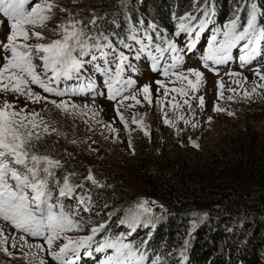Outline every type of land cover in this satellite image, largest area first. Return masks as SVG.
Wrapping results in <instances>:
<instances>
[{"label": "rangeland", "instance_id": "374dc122", "mask_svg": "<svg viewBox=\"0 0 264 264\" xmlns=\"http://www.w3.org/2000/svg\"><path fill=\"white\" fill-rule=\"evenodd\" d=\"M255 1L233 2L228 14L226 12L223 17H219L220 9L216 0H210L213 12L211 20L214 18L215 25L207 26L195 48L185 50L187 37L184 34L180 37L174 36L177 18L186 13H193L198 19L205 18L202 13L195 11L193 0L188 1L169 27L156 20L150 14L151 11H146L136 4V0H54L57 7L53 9L55 16L48 22V29H53L58 23L73 18L82 21L79 27L85 28L92 35L103 32L119 50L129 56L130 63L135 67V71L128 69L124 74L125 78L130 77L135 83L132 88L124 91L122 96L134 95L136 99L123 100L122 103H119L120 96L114 100L108 99L107 87L102 84L103 77L98 74L93 77L94 90L88 91L85 87L83 92L75 95L68 93L64 96H55L44 93L38 86L32 85L33 92L47 96V101L33 102L26 95L0 92V105L8 101L16 110L24 108L27 113L37 112L49 126L50 134L44 136L38 148L41 153L61 161L64 167L57 172L58 177L62 180L64 175L75 173L71 177V182L84 183V188H77L72 197L61 198L65 211L71 215L76 209L83 207L86 215L90 214L88 205L80 204L78 199L81 196H88L93 197L97 205L102 206L98 211L104 212L86 218L85 221L76 219L81 226L80 229L62 232L61 238L54 242L52 251H59L60 246L67 242L63 239L64 236L73 241L78 240L80 237L90 235L92 227L106 225L111 219L122 225L118 230L119 236L128 239L138 226L154 224L153 221L163 217L167 210L174 206H170L162 197L148 191L138 175L139 169L154 161L160 153L164 152L169 156L176 153L179 157L189 159L191 163L201 159L202 164L208 167L238 164L242 160L237 153L238 147L232 140L234 137H244L246 141L253 133L257 141L260 137L262 139L260 143L264 142V86H262L264 80L256 74L257 71L264 74V39L256 45L250 44L249 49L243 48L246 41H242L232 49L231 59L226 63L213 64L208 61L209 67L203 66L206 41L217 29L226 24L223 18L228 17L227 22L233 19L237 7H241L245 11H241L239 15L244 16L246 21L248 8L255 5L256 12L258 10ZM35 2L36 0H29L26 7L30 10ZM203 5L204 0H199L197 7ZM60 7L67 11L61 12ZM94 18L95 25L91 23ZM244 21L241 20L242 25L246 23ZM9 25L10 21L0 13V42L7 41ZM116 27L119 28V33L113 29ZM133 27L140 30L138 34L141 37L147 30L153 36L154 43H160L158 37L161 36L175 40L181 49L182 57L181 65L175 71L184 72L186 75L188 69L200 71L203 76L198 90L189 89L187 96L171 91L165 95V88L169 90L174 87L187 88V82L175 81L174 77L162 74L165 62L171 63V53H164V59L160 60V68L155 71L152 68L153 62L146 53L140 60L134 58L139 45L127 40L129 30ZM111 30L112 34L109 32ZM257 30L264 31L258 19ZM43 34L45 40L32 39L28 43H48L58 38L49 30H43ZM122 39L132 45L133 51L119 44ZM253 46L257 49L253 58L242 65L240 56L245 55L243 54L245 50L250 52ZM153 54L158 55L155 51ZM5 55L10 53L0 51V65L4 63L2 57ZM36 63L39 64L40 61L37 60ZM36 70L41 71L39 67ZM189 79L194 81L195 77L189 76ZM157 81H161L162 84H157ZM217 82L223 87L218 88ZM86 84V79L62 80L59 85L53 86L79 88ZM143 86H149L150 99L144 98L145 94L141 91ZM200 97L204 100L203 107L200 106ZM53 100L57 103L67 102L68 111L57 108L51 103ZM184 100H188V104H185ZM174 104H179V107H173ZM73 105L75 107H72ZM217 107L222 111H215ZM165 120L171 123H165ZM52 129L55 131H51ZM196 154H201V158L194 157ZM180 163L176 162L178 165ZM89 170L100 186H94L84 180ZM231 182L235 187L231 186ZM226 183L233 197L242 195L251 208L264 207V185L248 181L235 183V180ZM150 189L153 190L151 187ZM55 195H58V192L54 193V197ZM192 206L200 217H206L210 209L196 204ZM133 216L135 223L134 227L130 228L129 223ZM0 229H2L0 264H40L41 260L44 264H58L49 254L43 238L31 237L3 220H0ZM188 229L190 230L191 226ZM101 237L102 232L95 237L91 247L81 248L78 260L69 254L75 264H100L106 254L97 253L94 249L101 243ZM35 245H44V250ZM188 245L189 242L185 238H180L174 248L163 255L164 262L161 264H179ZM111 252L112 250H109L107 254ZM145 256L148 259L144 264H151L155 255Z\"/></svg>", "mask_w": 264, "mask_h": 264}, {"label": "snow or ice", "instance_id": "6c2138e0", "mask_svg": "<svg viewBox=\"0 0 264 264\" xmlns=\"http://www.w3.org/2000/svg\"><path fill=\"white\" fill-rule=\"evenodd\" d=\"M28 4L29 0H0V13L10 21L7 41L0 42V51L10 53L2 57L4 63L0 65V92L26 95L33 102L47 101V96L33 92L31 86H38L44 93L55 96H64L68 93L75 95L83 92L85 87L88 91L94 90L93 77L98 74L103 77L102 84L107 87L108 99L114 100L120 96L119 103L123 100L136 99L134 95L122 96V93L132 88L135 83L130 77L125 78L124 74L128 69L135 71V67L130 63L129 56L119 50L109 37L103 32L96 35L90 34L85 28L79 27L82 21L73 18L58 23L53 29H48V22L55 16L53 9L57 7L54 0H36L30 10L26 7ZM198 4L199 0H193L195 11L202 13L205 18L198 19L193 13H186L177 18L174 36L180 37L184 34L187 37L185 50L196 47L213 15L210 0H204L203 6L197 7ZM60 11L67 10L60 7ZM241 11L245 9L237 7L234 18L208 37L206 53L203 56L205 68L209 67L208 61L213 64L226 63L231 59L232 49L242 41H246L243 48L249 49L250 44L256 45L264 39V31L257 30L255 5L246 10V23L243 25L239 15ZM91 23L95 25V18ZM43 30L51 31L58 38L48 43H28L32 39L45 40ZM139 31L133 27L127 36V40L139 45V48L135 50L134 58L140 60L146 53L153 62L152 68L155 71L160 68V60L164 59V53H171V63L165 62L162 74L174 77L175 81L187 82V88L174 87L170 90L165 88V95L171 91L187 96L189 89L198 90L203 76L200 71L188 69L187 75L184 72L175 71L182 62L181 49L177 42L161 36L158 37L160 43H154L153 36L147 30L144 31L143 37L138 34ZM218 37L222 38L218 39ZM119 44L133 51L132 45L125 40H120ZM153 51L158 55H154ZM256 51V47L253 46L250 52L240 56L242 65L250 62ZM37 60L40 61L39 64L36 63ZM38 67L41 69L40 72L36 70ZM256 74L264 80V74L259 71ZM189 76L195 77V80L189 79ZM85 79L87 84L79 88L53 86L59 85L62 80ZM157 84L162 82L157 81ZM217 84L218 88L223 87L220 82ZM141 91L145 94V99H150L149 86H143ZM199 100L200 106L203 107V97ZM51 103L59 109L68 111L67 102L57 103L53 100ZM184 103L188 104V100H184ZM173 107L178 108L179 104H174ZM214 110L222 111L218 107ZM165 123H171V121L165 120ZM46 134H50L49 126L39 113H27L24 108L16 110L15 106L8 101L0 105V220L31 237L43 238L48 246L49 254L58 264H75L69 254L71 253L78 260L80 249L91 247L95 237L105 230L106 225L92 227L90 235L75 241L64 236L63 239L67 242L60 246L59 251H52L54 242L61 238L62 232L79 230L81 227L75 219L76 214L70 215L65 211L61 198L72 197L77 188H84V183L71 182V177L75 173L64 175L62 180L58 177L57 172L64 167L61 161L41 153L38 148L39 142ZM194 146L198 147V145ZM84 180L91 182L94 186H100L91 170ZM56 192L58 195L54 197ZM78 199L80 204H84L90 200V197L81 196ZM134 223L135 216L129 223V227L133 228ZM35 247L44 250V245H35ZM94 250L97 253L106 254L100 264H144V261L148 259L132 243H125L122 236L105 239ZM109 250H112L111 254H107ZM88 254L91 255L90 252ZM40 264H44V261L41 260ZM151 264H160V258L156 257Z\"/></svg>", "mask_w": 264, "mask_h": 264}, {"label": "trees", "instance_id": "16d2710c", "mask_svg": "<svg viewBox=\"0 0 264 264\" xmlns=\"http://www.w3.org/2000/svg\"><path fill=\"white\" fill-rule=\"evenodd\" d=\"M188 1L136 0V4L151 11L156 20L169 27ZM238 1L216 0L219 17L226 12L228 14L231 4ZM255 2L257 19L264 27V0ZM244 19L241 15V20ZM227 20L228 17L223 18V22L227 23ZM213 21L214 18L208 26L215 25ZM113 29L119 33L118 27ZM109 32L112 34V30ZM232 140L242 160L238 164L208 167L202 164L201 159L191 163L176 153L169 156L162 152L154 161L141 167L138 175L147 190L174 207L153 221L154 224L135 228L131 238L122 236L124 242L132 243L144 255H155L154 259L159 257L160 264L164 262L163 255L174 248L180 238H185L189 245L179 264H264V207L251 208L242 195L233 197L226 183L235 180V183L248 181L264 185V142L260 143V137L257 141L253 133L246 141L239 136ZM194 157L201 158V154ZM178 161L180 165L176 164ZM231 186L235 187V184L231 182ZM85 203L90 214L86 215L84 208L79 207L75 212L77 221L104 214L98 211L102 206L97 205L93 197ZM192 204L209 207L206 217H200ZM121 226L111 219L100 241L119 236Z\"/></svg>", "mask_w": 264, "mask_h": 264}]
</instances>
